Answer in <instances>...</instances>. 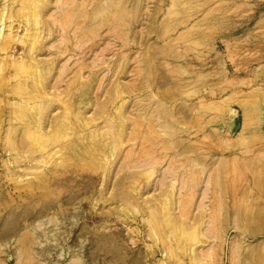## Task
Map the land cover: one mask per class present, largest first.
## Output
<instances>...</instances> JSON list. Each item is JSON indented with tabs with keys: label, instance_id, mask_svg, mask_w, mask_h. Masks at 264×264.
<instances>
[{
	"label": "rangeland",
	"instance_id": "374dc122",
	"mask_svg": "<svg viewBox=\"0 0 264 264\" xmlns=\"http://www.w3.org/2000/svg\"><path fill=\"white\" fill-rule=\"evenodd\" d=\"M77 2L0 0V264H264V0Z\"/></svg>",
	"mask_w": 264,
	"mask_h": 264
},
{
	"label": "bare ground",
	"instance_id": "6f19581e",
	"mask_svg": "<svg viewBox=\"0 0 264 264\" xmlns=\"http://www.w3.org/2000/svg\"><path fill=\"white\" fill-rule=\"evenodd\" d=\"M47 1V0H46ZM51 1V0H50ZM59 1H61V4L64 6V5H69V9H68V11L67 12H65V14H64V21H61V23L59 24V20L57 19V20H55V21H53V22H51V26H52V24L53 25H55L56 26V28L58 29V30H60V29H62L63 28V30L65 31V40H66V42H67V48H66V50H71L72 48H71V44H69L70 42H71V40H72V37L70 36V30H69V28H70V23H71V17L73 16L74 17V25L76 26L77 24H78V19H81V21H83L84 19H88V24H90V25H92L93 27H94V25L95 26H97L98 25V23H100L99 25H101V24H104L103 23V21H104V18L106 19V21L107 20H110V18H108V16H102V17H98V16H96V12H97V10L98 9H100L99 8V5H98V3L96 4V3H94L93 4V6H92V8H91V10H89V15L86 17V13L84 12V10L83 11H80V9H83V7H85V4H81L80 2H77V0H59ZM45 1H43V3H44ZM50 3V2H49ZM49 3H48V5H49ZM49 7V6H48ZM86 7H87V5H86ZM47 8V7H46ZM45 8V6H44V9H46ZM64 8V7H63ZM85 13V15H84V13ZM108 18V19H107ZM53 20V19H52ZM86 21V20H85ZM2 23H4L3 21H2ZM44 23V22H43ZM48 24V23H47ZM87 24V25H88ZM119 25V24H118ZM121 25V24H120ZM126 24H122L121 26H125ZM3 27V26H2ZM84 27H87L86 26V24L84 25ZM114 27V26H113ZM126 27V26H125ZM5 28V27H4ZM81 28V27H80ZM53 29V28H52ZM117 29V30H116ZM115 30V35H117V37H119V39H121L122 40V42H120V45L123 47L124 45H127V44H129V42H130V40H128L127 38H124V36L125 37H127L128 36V34H127V30H125L124 28H119V26H118V28H116ZM48 30H50L51 31V28H48ZM54 30V29H53ZM81 30V29H80ZM79 30V31H80ZM82 30H84V29H82ZM86 30V29H85ZM91 30V29H90ZM113 30V32H114V29H112ZM3 31V30H2ZM2 31H1V33H2ZM55 31H56V29H55ZM88 32V31H87ZM111 32V31H110ZM130 31H128V33H129ZM80 33H82V32H80ZM80 33L78 34V35H75L74 36V38H77L76 40H78L79 41V36L81 37V35L83 36V34H81L80 35ZM91 32L89 31L88 32V34H90ZM93 33H94V30H93ZM112 33V32H111ZM95 34V33H94ZM1 36V35H0ZM87 36V35H86ZM85 36V37H86ZM92 38H93V36H96V35H92V33H91V35H90ZM147 34H143V33H141L140 34V38L138 39V41H137V43L139 42V43H142V42H145V40L147 39ZM84 37V36H83ZM39 38H42V36L41 35H39L38 37H37V39H39ZM87 38V37H86ZM128 38H129V36H128ZM135 38V37H134ZM133 38V39H134ZM35 39V38H34ZM88 39V38H87ZM94 39V38H93ZM133 39H131V40H133ZM77 42V41H76ZM82 46V45H81ZM94 47V43H91L88 47H87V50H85V49H82L83 51H81L82 52V54H83V56L84 55H86L87 53H89V51L92 49ZM61 49V48H60ZM77 49V48H76ZM81 48H79V50H80ZM79 52V51H78ZM75 55V54H74ZM78 55H81V54H78ZM76 56V55H75ZM125 58V60H122V61H120V59H119V65H118V67L120 68V72H123V71H125V69L127 68L126 67V57H124ZM128 59V58H127ZM78 61H76V62H74V63H77ZM33 63H35L37 66H35V68L39 71V72H42V70L43 69H41V67L40 66H38V63H40L39 61H38V63H37V60H35V62L33 61ZM44 63V65H48V67H46V66H44V67H46L47 68V73H51V71L54 69L53 68V65H55L54 64V61H52L51 63H47V62H43ZM34 64V65H35ZM56 69H58L57 68V66H56ZM57 71V70H56ZM55 72V71H54ZM51 74H53V73H51ZM55 74H56V72H55ZM61 74V73H60ZM80 76V75H79ZM79 76H78V78H79ZM116 83V82H115ZM115 83H114V85H115ZM119 82H117L116 83V85H115V88L114 89H111V90H113V94H120L121 92H123L124 93V88L123 87H121L119 84H118ZM113 85V86H114ZM123 86V85H122ZM112 93V92H111ZM116 96V95H115ZM118 97V96H117ZM119 97H120V95H119ZM155 125V124H154ZM97 124L94 126V127H96L97 128ZM155 127H162V124L160 123V124H157ZM169 129V128H168ZM162 132H163V130H162ZM122 135V133H119V136L120 137H123V136H121ZM119 139H121V138H119ZM122 139H124V138H122ZM123 142V141H122ZM54 152V151H53ZM182 152V151H181ZM150 155V154H149ZM50 156V155H49ZM147 156V155H146ZM133 165V164H132ZM139 165V164H138ZM185 166V165H184ZM140 167V166H139ZM150 167H151V165H150ZM184 168V167H183ZM203 169V168H202ZM204 170V169H203ZM202 170V172H204ZM174 172H176V168H175V171ZM201 172V173H202ZM173 173V172H172ZM126 174V173H125ZM127 174H129V173H127ZM132 174V173H131ZM167 174V173H166ZM188 175V174H187ZM129 176V175H128ZM168 176V175H167ZM187 177V176H186ZM166 179V178H165ZM179 179V178H178ZM191 180H193V179H191ZM189 181H190V179H189ZM176 182V181H175ZM172 183H174V182H172ZM166 184V183H165ZM172 185V184H171ZM186 185V184H185ZM190 185V184H189ZM180 186V185H179ZM208 186V185H207ZM168 187V186H167ZM177 187V186H176ZM185 187V186H184ZM171 188H173L172 189V194H173V191H174V185L173 186H171ZM207 188V187H206ZM170 189H168V191H169ZM206 190V189H205ZM180 206H181V204H180ZM183 207V206H182ZM178 208V207H177ZM185 209H187V208H183V210L181 211L182 212V214L184 215V214H186V212H187V210H185ZM188 213V212H187ZM184 225H186V223L184 224ZM186 227V226H185ZM211 251V250H210ZM211 253V252H210ZM199 254V253H198ZM201 254V253H200ZM208 254H209V252H208ZM195 255H197V254H195ZM202 256H204L203 254H201ZM212 254H210V257H212L211 256ZM194 256V255H193ZM200 256V255H199ZM198 256V257H199ZM205 256H207L208 257V255H205ZM195 257V256H194ZM197 259V258H196ZM164 264H165V262H164Z\"/></svg>",
	"mask_w": 264,
	"mask_h": 264
}]
</instances>
